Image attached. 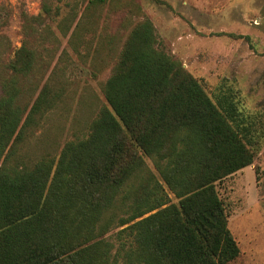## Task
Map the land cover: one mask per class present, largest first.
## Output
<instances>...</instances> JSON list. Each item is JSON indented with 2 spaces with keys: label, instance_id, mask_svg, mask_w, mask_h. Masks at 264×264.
I'll return each instance as SVG.
<instances>
[{
  "label": "trees",
  "instance_id": "obj_1",
  "mask_svg": "<svg viewBox=\"0 0 264 264\" xmlns=\"http://www.w3.org/2000/svg\"><path fill=\"white\" fill-rule=\"evenodd\" d=\"M158 42L148 17L132 26L104 84L106 105L56 156H21L52 104L45 90L30 106L15 91L0 97V264H226L239 255L215 183L253 163L251 129L232 94L209 95ZM34 56L22 46L11 69L25 75Z\"/></svg>",
  "mask_w": 264,
  "mask_h": 264
},
{
  "label": "rangeland",
  "instance_id": "obj_2",
  "mask_svg": "<svg viewBox=\"0 0 264 264\" xmlns=\"http://www.w3.org/2000/svg\"><path fill=\"white\" fill-rule=\"evenodd\" d=\"M144 17L155 26L158 48L209 95L232 94L251 129L253 163L215 188L239 247L226 264H264V0H0V97L15 91L18 103L30 106L45 90L52 103L29 129L21 156L28 163L56 156L87 135L106 105L104 84L122 44ZM22 46L35 55L25 75L10 67ZM116 231L106 237L113 241Z\"/></svg>",
  "mask_w": 264,
  "mask_h": 264
}]
</instances>
